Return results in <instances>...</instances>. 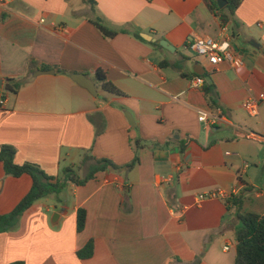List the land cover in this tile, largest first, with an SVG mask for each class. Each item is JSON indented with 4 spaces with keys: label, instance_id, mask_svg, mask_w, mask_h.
I'll return each mask as SVG.
<instances>
[{
    "label": "crops",
    "instance_id": "obj_1",
    "mask_svg": "<svg viewBox=\"0 0 264 264\" xmlns=\"http://www.w3.org/2000/svg\"><path fill=\"white\" fill-rule=\"evenodd\" d=\"M94 2L0 0V148L53 177L84 155L135 164L34 203L0 234V264H233L237 213L264 214V0H243L224 26L203 0ZM99 19L117 34L103 37L91 22ZM225 37L241 69H211L186 49ZM197 66L210 78L209 95L192 87ZM97 72L123 95L105 93ZM74 74L89 79L96 96ZM20 79L17 94L4 91L5 80ZM247 98L259 101L254 118L241 107ZM199 112L224 120L209 125ZM31 185L27 175L5 176L0 163V215ZM216 189L237 194L195 204ZM78 209L86 212L81 233ZM89 241L93 255L80 260Z\"/></svg>",
    "mask_w": 264,
    "mask_h": 264
},
{
    "label": "trees",
    "instance_id": "obj_2",
    "mask_svg": "<svg viewBox=\"0 0 264 264\" xmlns=\"http://www.w3.org/2000/svg\"><path fill=\"white\" fill-rule=\"evenodd\" d=\"M203 1L207 9L218 17L220 23L224 26L234 16L235 11L243 0H223L226 2V6L223 9L218 8L216 0ZM84 3L92 8L95 5L94 0H84ZM91 22L105 38L110 39L117 34L115 31L107 29L100 19L96 22ZM134 36L140 41H144L137 33H135ZM95 79L105 93L112 96L123 95L115 85L106 80L102 72H97ZM24 80L25 79L17 81L5 80L4 91L9 94H17ZM212 89L211 85L204 82L203 90L206 95H209ZM14 156V148L6 145L0 148V163L3 166L5 176L19 178L22 175H27L30 177L32 185L29 192L11 212L0 215V234L12 230L17 225L22 214L37 201L49 196H55L59 199L60 195L66 191L70 185L78 187L84 186L88 181L93 180L95 175L99 172L107 170L128 171L132 169L135 164L134 160L128 165L117 166L108 160L95 159L84 155L78 166L63 168L58 176L53 177L46 174L37 165L31 163H24L22 165L15 164ZM88 162L92 163L88 164ZM85 167L86 173L80 176L79 171H83ZM237 221L235 227L237 246L233 264H264V217L251 213L240 214L238 212ZM85 223L86 212L83 209H78L76 213L77 233H81L84 230ZM76 255L80 260L91 258L93 255L92 242L89 241Z\"/></svg>",
    "mask_w": 264,
    "mask_h": 264
},
{
    "label": "built area",
    "instance_id": "obj_3",
    "mask_svg": "<svg viewBox=\"0 0 264 264\" xmlns=\"http://www.w3.org/2000/svg\"><path fill=\"white\" fill-rule=\"evenodd\" d=\"M224 30V28H223ZM186 49L192 52L195 57L202 58L207 61L211 69H215L220 64H227L233 69H241L243 67V60L234 50L231 49L229 38L225 37L221 40H214L211 38H198L186 44ZM204 85V79L201 76H195L192 87L199 88ZM264 100V94L262 96ZM241 107L246 115L254 118L259 114V101L253 98L245 99ZM224 120L220 113L212 114L206 112L198 113V121L206 122L209 125H216L218 122ZM247 137L251 140H257L258 136L254 133L248 132ZM170 185V178H163L162 183ZM237 194L236 189L225 190L216 189L196 196V205H200L204 200L213 199H227ZM264 217V214H263ZM227 250V248H225Z\"/></svg>",
    "mask_w": 264,
    "mask_h": 264
},
{
    "label": "water",
    "instance_id": "obj_4",
    "mask_svg": "<svg viewBox=\"0 0 264 264\" xmlns=\"http://www.w3.org/2000/svg\"><path fill=\"white\" fill-rule=\"evenodd\" d=\"M217 1V5H218V8L219 9H223L225 6H226V2L223 1V0H216ZM142 37L146 40H149L147 39L146 36L142 35ZM159 45L170 51V52H173L174 51V48H172L166 41H160L159 42ZM199 68V70H194V74L196 76H201L203 77L204 74H205V71L204 69L201 67V66H197ZM40 73H53L52 71H48V72H40ZM71 79L76 82V84H78L81 88L85 89L89 94H91L92 96H96V90H95V87L93 85V83L87 79L84 75L82 74H74L71 76ZM204 82L206 83H210V78L209 77H205L204 78ZM3 84V81L0 79V87L2 86ZM127 120L129 121L128 117H127ZM58 215L55 214L53 218H57Z\"/></svg>",
    "mask_w": 264,
    "mask_h": 264
},
{
    "label": "rangeland",
    "instance_id": "obj_5",
    "mask_svg": "<svg viewBox=\"0 0 264 264\" xmlns=\"http://www.w3.org/2000/svg\"><path fill=\"white\" fill-rule=\"evenodd\" d=\"M200 59V61H202L203 59L202 58H199ZM78 158H76L75 160H74V163H77L79 160H77ZM68 165H70V162H65V163H63V166H68ZM88 165V164H87ZM86 173V167H85V170L84 171H79V175L80 176H83V174H85ZM230 255H232V251L230 252ZM230 255L229 256H227V258H230Z\"/></svg>",
    "mask_w": 264,
    "mask_h": 264
}]
</instances>
